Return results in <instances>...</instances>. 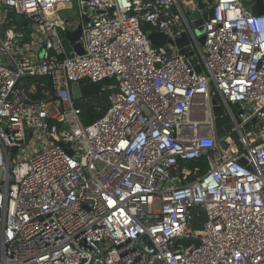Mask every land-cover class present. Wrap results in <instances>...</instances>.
<instances>
[{"label":"built area","instance_id":"built-area-1","mask_svg":"<svg viewBox=\"0 0 264 264\" xmlns=\"http://www.w3.org/2000/svg\"><path fill=\"white\" fill-rule=\"evenodd\" d=\"M254 3L0 0V264H264ZM79 25L82 55L64 37ZM154 32L185 35L193 56L152 46ZM85 83L108 100L89 126L72 95ZM213 98L231 124L220 140Z\"/></svg>","mask_w":264,"mask_h":264},{"label":"water","instance_id":"water-1","mask_svg":"<svg viewBox=\"0 0 264 264\" xmlns=\"http://www.w3.org/2000/svg\"><path fill=\"white\" fill-rule=\"evenodd\" d=\"M144 1H153V0H144ZM83 10L87 11V9L84 7ZM252 11L254 14H264V0H255V3L252 6ZM88 16H91L93 12H87ZM197 14H193L192 16L189 17V19H193V16H196ZM212 11L210 10L208 14H205L203 16L202 20H198L194 23L195 27L201 26L203 22L207 19V17H211ZM6 17L10 20H13L16 24H20L23 26H27L28 23L23 20L21 16H16L14 15L13 12L8 11L6 14ZM87 21V19H86ZM199 34L203 33V27L199 28L197 30ZM80 35H81V26H77V28L74 31H67L64 34V37L66 39V42L70 45H72L73 50L75 51L76 54L82 55L83 54V48L80 42ZM148 39L152 46H160L164 45L166 43L176 46L179 49L180 54H184L186 57H192L193 52L188 48H184L185 45L188 43V39L185 35H183L181 38L176 39L175 41H172L170 39H167L165 35L159 33V32H154L148 35ZM204 41V36L200 38V42L203 43ZM191 64L194 66V69L196 73H201V68L197 64L196 58H191L190 59ZM79 92L80 96L83 97L84 99H91L101 93V85L98 83H85L82 84L79 87ZM212 111H213V116H214V123H215V128H216V138L217 140H220L222 137H224L227 133L230 132L231 124L229 123V119L226 115H224V110L221 105L218 104L217 100L215 98L212 99ZM233 107L236 109L238 108V104H234ZM252 124L255 123V118L252 119ZM250 125H246V130L249 129ZM220 146L222 148H226V144L224 142L220 143ZM12 153L16 152V148L11 149ZM69 155H72L71 151H68ZM241 163L244 164V161L241 160Z\"/></svg>","mask_w":264,"mask_h":264},{"label":"trees","instance_id":"trees-1","mask_svg":"<svg viewBox=\"0 0 264 264\" xmlns=\"http://www.w3.org/2000/svg\"><path fill=\"white\" fill-rule=\"evenodd\" d=\"M144 29L147 30L148 26L144 25ZM28 82H35L42 80L46 82L45 78L41 79H29ZM75 106L80 109V123L82 126H89L100 119L106 112L108 108V100H107V92L102 91L99 95L91 98L84 99L83 97H79L75 99ZM194 165V163H187L185 166L190 168ZM201 218L196 217V225H199ZM199 226H196V228Z\"/></svg>","mask_w":264,"mask_h":264},{"label":"rangeland","instance_id":"rangeland-1","mask_svg":"<svg viewBox=\"0 0 264 264\" xmlns=\"http://www.w3.org/2000/svg\"><path fill=\"white\" fill-rule=\"evenodd\" d=\"M61 14L65 15L66 18L70 19V20H74L77 18L78 14V8L77 5L75 3H73L72 5V9H69L67 11H63ZM29 29H34L33 27H29ZM72 95L75 98H79L80 97V92H79V88L78 87H73L72 89ZM50 114H53L54 111L52 108L49 109ZM58 125V124H57Z\"/></svg>","mask_w":264,"mask_h":264}]
</instances>
